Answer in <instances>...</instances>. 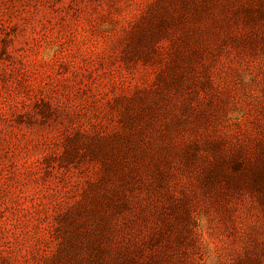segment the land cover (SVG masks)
Here are the masks:
<instances>
[{"label": "rangeland", "instance_id": "374dc122", "mask_svg": "<svg viewBox=\"0 0 264 264\" xmlns=\"http://www.w3.org/2000/svg\"><path fill=\"white\" fill-rule=\"evenodd\" d=\"M0 264H264V0H0Z\"/></svg>", "mask_w": 264, "mask_h": 264}]
</instances>
